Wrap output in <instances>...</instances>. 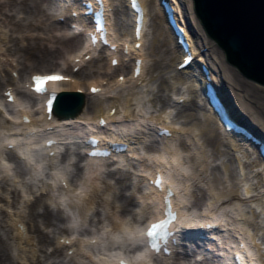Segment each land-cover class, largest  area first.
Here are the masks:
<instances>
[{"label": "bare ground", "instance_id": "6f19581e", "mask_svg": "<svg viewBox=\"0 0 264 264\" xmlns=\"http://www.w3.org/2000/svg\"><path fill=\"white\" fill-rule=\"evenodd\" d=\"M107 1L109 3V7L114 8L115 3L120 5L122 0ZM140 1L143 9L146 10L145 22L146 19H148L147 17H151L153 18V21L157 20L158 25L156 24L154 26L156 28L157 34L156 36H153V39L147 36V34H143L141 41L144 43V45L139 47V49H134V47H131L133 50L130 52V54L139 56L141 55L144 62L142 65V74L137 76V78H135L132 73V65L130 69H128V66L126 68L125 65L121 64H118L117 67H114L110 65V62L109 64L108 62L106 64L107 57L102 56L98 57L97 59L94 58L96 52L90 51V49H88L86 44H84V37L80 34L75 36L71 35L74 34V31L70 30L69 27H65V22L54 24L57 27L62 28L65 32L60 37L57 34L54 35L48 33L50 32L48 31L50 30V27H54V25L51 24L48 26L45 23V19H36V22H29V24L26 25L28 28L27 31H29V33H34L35 31L36 33H47L46 37H41L42 39L46 40V42L44 40L42 42V39L39 38L32 39L34 36L32 33V37L29 38L30 40L35 41V43L25 39L23 37V33L21 34L22 37L19 39V41L23 44L21 47H19V51L23 52L22 55H25L27 60H38V58L54 56L57 59L60 58L64 62H68L69 58L72 59L73 57V59H75L79 57L80 61L76 63L73 60V62H75L73 63V66L70 64V67L68 66L66 69L67 72L65 71L68 73V75H71V81H60L59 83H55L53 86L55 90L66 88L70 90L75 88L82 89L83 93H85V100L82 102V110L79 111L77 115H69V118L61 117L58 120V116L54 114V118L52 120H48L46 112H42L41 110L39 112H34V108H31V106L27 104L28 101L32 99L29 97L31 94H33L31 93L30 89L27 91V93L22 92L24 95L21 97L20 95H17L18 91L14 88V86L10 85L13 84V82L19 81L22 82L23 87H25L26 82L30 81V76L32 74L31 72L38 70L39 73H43L44 71L47 72L52 70V68L48 69L44 66L39 67V69H34L35 67L29 66V71L27 72L26 70H21L18 72L19 76H12L10 74V77L7 79L1 77L0 176L1 174L4 176L6 175L2 180L5 182L9 180L11 183H13V185L16 184L18 188H21L20 191L23 193L21 196L23 200L21 199V201H19L21 202V205H23L24 202L28 204L30 200L29 197H31L30 195L33 193V190L35 191L40 187L36 186V182L28 184L27 181H34L36 178L41 177L47 166L46 164L51 165V169L53 170L52 175L49 176V180H51L50 182L53 185H51L52 191H49L46 194H38V198L34 200L35 202L31 206H34V204L38 203V201H40L39 204L44 206L43 217L45 219L44 224L47 223L46 227L47 225L50 227V224H57L52 222L53 218H56L58 222L61 221L62 223L64 222L66 224L64 230H61L62 228L59 231L56 230L58 238H56L57 243L55 245L56 249L54 252H60L61 255L64 256V259H67L68 253L63 254V250L68 251L69 248H72L73 246L76 247V252L73 254L71 261L73 262V260L76 258L78 262L76 261V263L73 264H84L83 262L86 260L89 264H119L120 259L125 260L126 264H172V259L177 252L176 250H180L181 244L173 243L170 239L169 245L171 248V254L164 255L163 251H161L156 257L155 253L147 247L145 243L146 238H144V235H142L144 227L148 225V222L152 219H156L158 216H161V208L159 207L160 203L157 202V200H160L161 202V191L149 184V178H153L156 175L155 172L157 170H159L164 179L163 187L167 182L173 186L176 191V195H174L172 201L174 208L179 210L180 216L177 219V223L172 224V228L178 229V226H180L178 223H187L188 221H190L191 225L193 224L196 226V224H199L203 218L210 220V222L212 220H220L219 222L221 223L222 221L223 225L227 226L228 229L226 233L216 235L217 240L219 241L220 245H222V253L226 255L229 254V256L226 257V260L223 261V264H235L233 258H231V251H236L239 253L241 261L243 262L244 250L247 252L248 256H250V260L253 264H264V225H261L264 223V162L262 161L261 157L256 154L253 146L240 142V140L235 139L233 136H230L228 132L224 131V127L222 126V123H220L217 113H215L213 109L210 108V106L208 110L204 108L205 113H203V115L205 116H202L203 119L201 117V121L196 120L190 126H185L182 123L180 124L179 122L171 119L172 111H174L175 107H181L180 103H171V97L176 95L178 98L180 97L185 99L188 98V91H195L198 93V76H202V72H199L196 69L194 71H189L188 68H186V70L180 71L176 68V65L179 63L178 60L180 57H182L183 53L182 50L176 45L177 39L175 38V35L172 34V31L166 25V16H164V13L162 12L163 10L160 0ZM54 2L55 4L58 3L61 6L60 8L58 7V13H60V15L69 13L68 8L65 6L63 7V5L66 3V0H54ZM13 3L18 2L17 0H0V11L4 10L5 6L13 5ZM19 3L25 11H28L29 9L33 12L34 8L40 9L37 1L29 4L28 0H19ZM187 3L189 4V11L185 7V14H192L194 18L191 0H187ZM114 13L115 12H112L111 10L110 14L113 15ZM16 25L17 29H20V24L16 23ZM5 26L2 27L1 31L4 32L3 29H5ZM133 27L134 26L132 25L131 29H125L122 34L124 37L120 36L119 39L123 41H129V33H133ZM186 30L188 31V29ZM3 32H1L2 39L0 42L4 40L3 37L8 35L7 32L6 35ZM194 38L195 40L193 43H195L197 49L203 47L202 42H205L206 46L209 47L207 53H205L204 56L201 55L202 60H204L206 56L208 60H213L216 68H221L230 75L232 74L230 65L228 66V64L224 62L221 50H219L217 45H215V43L208 38L201 27L199 28V32H196ZM3 45L4 44L0 45V65L5 67L3 68V72H6L7 75L8 71L12 72V70H16V66L12 65V62H10L13 61L15 54H11L10 52H8V54L5 53L6 50L3 48ZM146 45H148L150 48V54L147 52ZM194 50H196L195 47ZM161 52L163 54L165 53V55H167V57L170 59L169 65L170 67L172 66V69H174L173 74L177 80L172 81V83H169V80L163 81V87L160 90H169L172 95H169L167 99L165 98L166 100L163 102L164 105L160 107L161 109L158 113L159 115L155 116L152 113L150 114L148 110L150 108L149 102L151 101L153 104L156 102V100L152 99L150 96L151 94H149L146 89L148 84H144L143 81H147V76L150 77V81L151 77L153 76V72L156 69V65H154V63L152 64L148 62L149 55H160ZM86 54H91L92 59L86 60ZM101 54L102 52L99 55ZM4 58H6V62L4 61ZM17 63L19 64L20 62L17 61ZM77 65H80V70H78V72H74L73 67ZM89 66L92 67V69L96 68L95 70H100H98V72H94V70L93 72L86 71ZM123 70L127 72L124 73ZM188 73H190L192 76L190 77ZM123 74L125 76L122 82L118 80V78ZM77 76H80L81 78L77 79ZM104 81H106V84ZM247 82L257 86L258 88L262 87L254 84L251 81ZM94 84L97 86H102V92L95 94L90 92V85ZM177 84H180V86L177 87ZM243 84L246 86L245 83ZM8 88H11L13 94L15 95L13 102L6 101L4 94H1L2 90H7ZM229 88L233 107L235 108V111H237V113L241 116H243L244 113H247L248 109L253 112L251 110V103L255 101L253 102V105H255L256 109L260 110V113H255V111L254 115L253 113H247L248 116L245 119L252 124L257 125L259 130L264 133V104L259 103V100H254L256 90H253L249 97L248 95H244L242 90L240 93L233 91L234 87H232L230 84ZM110 93H112V95ZM160 96L158 100H161ZM250 98H253V100ZM196 99L205 105L207 104V101L201 93H198ZM38 105L39 104L37 103L36 106ZM9 106L11 107V110L9 109ZM112 108H115L116 112L111 114L110 112ZM200 110L201 109L199 108V111ZM24 114L31 118L30 121H23L22 116ZM101 115H104L105 119L108 120V128H102L96 124V122H98V117ZM81 121L87 122L88 126L82 127V124L80 123ZM159 124L161 126L164 125L165 127L171 128L173 135L163 137L158 136L159 139H161V146H159V148H146L144 143L151 141L150 139H154V136L157 137L155 131L157 130L156 127ZM50 125H57L56 130L49 132L44 131V129ZM261 125H263V127ZM178 127L186 130V133L183 135H179V133L177 134L175 129ZM87 130L99 138L108 136L114 140L116 139L127 142L131 144L129 152L132 154L137 153L138 156H140L139 160L141 161H136L134 159L131 161L124 153H116L112 155V157L114 156L119 158L120 162H126L127 165L134 166L135 170H139L146 174L142 177L138 175L134 176L136 174L132 175L133 179L137 181L133 195H136L134 197L135 199L137 198L138 204L144 205L142 209L137 207V203L135 208L131 211L128 210V207L124 208L125 206L122 208V210L119 209L121 207L119 204L120 201L116 196L117 192H115L117 187L114 188V185L110 183V181L114 179L109 181H107V179H103V173L100 171L101 168H105L107 166L109 159H112L111 157L106 158L97 156L87 159L89 165L88 169L84 170L85 176L80 178L79 186L77 184L75 185L79 187V192H72V190L70 191L68 188H63L61 182H66L69 184V169L73 167L70 166V163L64 166L58 164L59 157L61 155V144L57 143L53 144L52 146H46L45 139L47 135H52L55 139H66V137L76 138L81 137L82 135L84 137V134ZM184 140L186 142L190 141V145H192V147L186 146ZM131 141H134V143L137 142V144H134ZM8 143L14 144V147L12 149L8 148L6 145ZM210 144L215 150V159H222V164L224 166V170H226V173L227 170H231L233 172L232 175H235L234 179L239 180L240 185H238L239 187L234 185L232 189L228 186L226 189H222L221 191L218 184H220L222 181L218 180L219 178L216 177L214 182H212L210 185L212 194H210V196L207 198L213 206V212H211L209 215L206 213L203 214V212H201V209L206 204L205 201L207 196L204 195L199 197V200L196 201L195 204L192 203L191 197L193 194L190 191V185H188V183L190 181V176L195 174L196 169L194 165H192L193 160L191 157L188 159L186 156H183V154L186 152V149H198L199 156H197L195 159L199 160L200 158H205V161L201 163H204L202 164L204 168L209 169L212 161L211 160L209 162L210 153H208V145ZM231 146L234 147L235 151H233ZM51 151H54L53 155L49 154ZM17 153L23 155L25 164L23 162L18 163L16 159H14L18 157ZM10 156L13 157L14 160ZM229 156L231 157L230 161H225L224 159ZM236 159L238 160L237 165L243 175H239L236 168L232 169L234 161H237ZM14 165H16L15 168ZM20 168H26L27 174H24L25 176H23V173H19L18 170H20ZM182 168H188L190 175L185 176L181 172ZM61 177L63 178L62 181ZM21 178H24V181H21ZM48 185L49 184L47 183L42 184L43 187H47ZM16 186H13V201L14 195L21 193ZM48 187V189L51 188L50 186ZM238 188L241 189L242 193L243 191L244 193H247L246 197H248V195H256L257 198H254L256 199V201H254L255 207L257 209H261L258 211V214L253 208L252 211H250L251 213L246 211L245 207H243L245 198L235 195L239 192ZM57 191L58 193H55ZM6 194H8V192ZM224 195L227 197L228 195L231 196V199H229L230 203L225 204L224 206H218V201ZM23 196L28 197V199H24ZM109 196L112 198L108 199L107 197ZM7 198H0V201H3L6 206L5 208L8 209L9 218L5 211L2 209H0V211H3V213H5V217L9 219L10 226L8 230L11 232V240L14 242V245L12 242L13 247L11 248L9 247V242L7 243V250L5 251V254L9 252L10 255L2 254L4 252L0 253V262L5 261V259L9 257H11L13 260L12 253L10 252L11 250L12 252L18 251L17 258L22 261L21 264H40L41 261L38 262L39 254H37L38 251H40L38 242L46 241L47 234L41 231L39 233L40 237L36 239V236L32 235V231H36L35 225L32 224V221H26L27 216L21 214V212L17 210L14 212V204L10 203V198ZM233 198H238V200L234 201L233 203ZM99 199L100 201H98ZM239 199H241L243 202ZM48 200L52 204L54 203V206L60 210L65 209L67 214L59 211L58 214L53 215L49 204L46 202ZM125 201L131 202L130 199H126ZM99 202L101 205H103L102 208L105 207L108 209L110 214L108 213L109 215L108 217L106 216L107 218L100 216L101 220H99V224L97 225L98 230L96 232L94 231L95 233L82 231L81 229L84 226L83 223L89 219L91 214L95 215L94 210L98 209V206L100 205ZM189 204H191L190 209H188ZM235 204H238L235 207L237 209L235 213L238 217L233 218L226 209L227 207L234 206ZM134 210H136V214L141 217L139 222L135 220L134 216H130L134 213ZM98 211L99 209L96 213H98ZM256 221H259V224H257ZM89 223L90 221L88 224ZM228 226H231V229L228 228ZM125 230H127V236L125 235ZM230 232H233L236 235L238 233V237L241 238L242 242H244L243 249L239 247L234 238L230 237V235L232 236ZM59 233L60 235H58ZM89 234L93 235L89 237ZM179 235L180 234L177 233L174 236L178 238ZM75 236L80 237L75 241ZM128 236L141 241V244L145 243V245L143 244L139 249L133 248L132 252L130 253L128 249H126L129 246L131 247V245L128 243ZM62 237H67L70 239L71 244L67 246L65 244H61L59 240H61ZM91 238H95L96 242L90 243ZM208 244L212 247H217L215 241L208 240ZM1 250L2 249H0V251ZM140 251L145 253V259L143 260L136 259V257L140 254ZM198 254L200 253H196V256ZM88 257L90 258V261L88 260ZM153 257H156V259H153ZM71 261H69L67 264H72ZM174 264L187 263H185L182 259H178L174 261ZM204 264H215V262H213L212 259H208Z\"/></svg>", "mask_w": 264, "mask_h": 264}, {"label": "rangeland", "instance_id": "374dc122", "mask_svg": "<svg viewBox=\"0 0 264 264\" xmlns=\"http://www.w3.org/2000/svg\"><path fill=\"white\" fill-rule=\"evenodd\" d=\"M29 1V4L33 3L34 1H37V4L39 5L40 9L38 8H34L33 9V12L30 11L28 9V11H25L23 9V7H21L20 3H19V0H17L18 3H13V5H8V6H5L4 10L0 11V29L5 26V28L7 29V36L3 37L4 40L1 41L0 43L4 44L3 46L4 47H7L9 49V51L13 54H15L17 56V58L19 57V61H20V64H19V68H18V71L23 70V71H29V66H33L35 68H39V67H46V68H58V67H64L66 66V63H64V61L60 58H56L54 56L52 57H45V58H38V60H27L25 58V55H22L23 52L19 51V47L22 46L23 43H21L19 41V39H21V34L23 33V37L29 41H33V40H30V38L32 37V33L33 32H30L27 31L28 28L26 25L29 24V22L31 23H34L36 22L37 20L36 19H45V23L49 26L51 24H56L55 22H53L52 20V15H53V11L55 10V5L50 4V0H28ZM120 8L123 9V6ZM122 16V32L125 31V29H127V24H128V15L125 13L124 14H121ZM151 18V17H150ZM149 24L147 25L146 28L147 29V33H148V36L150 38L153 39V36H156L157 32H156V28L154 27L156 24L158 25V22L157 20L156 21H153V18H151V20H148L147 21ZM16 23H19L20 24V29H17V25ZM47 31V30H45ZM50 32L48 33H51V34H54V35H58L59 37L62 36V34H64V30L60 27H57L56 25H54V27H50V30H48ZM28 34V35H27ZM34 36L32 37V39H36V38H39V39H42L41 37H46L47 36V33H43V32H40V33H36V31L33 33ZM6 35V34H5ZM30 37V38H29ZM0 38L2 39L1 37V34H0ZM44 39H42L41 41L43 42ZM46 42V40H44ZM30 43V42H29ZM32 43H35V41H33ZM0 44V45H2ZM49 45V44H48ZM147 47V52H149L150 48L148 47V45H146ZM149 48V49H148ZM145 51H146V48H145ZM150 54V52H149ZM60 59V60H59ZM149 63H154V65H156V69L154 70L153 72V76L151 77V80L149 81V76H147V84H148V87L146 88L148 93L151 94L150 96L152 97L153 100H156V102H154L153 104L151 103V101L149 102L150 103V108H149V113L153 114V115H159L158 113L160 112V107H162L163 102L164 100H166L169 96V90H160L162 89L163 85V81H167L169 80V83H172V81H175L177 79H175V75L173 74V71L174 69H172V66L170 67V59L167 57V55H165V53L163 54L162 52L159 54H155L154 56H151L149 55V60H148ZM57 63V64H56ZM50 64V65H49ZM1 67V66H0ZM96 68L92 69V67H88V69L86 71H92L95 70ZM231 75L229 74V78L231 79V82L233 83L234 86H236L238 88V91L242 90L244 91V93L246 95H250L252 93V91L256 90V93H255V96H254V100H259V103L261 104H264V89L261 87V88H258L257 86H254L252 85L251 83L249 84L247 81H245L242 77H239L238 74L236 72H234L232 69H231ZM10 75V73L8 75H4V72H1L0 71V78L1 77H4V78H8ZM234 77V79H233ZM151 83V84H150ZM243 83H248L246 84V86L243 84ZM180 86V84H177V87ZM250 89V90H249ZM161 95V96H160ZM149 96V97H150ZM159 96L161 98V100H158L159 99ZM250 97V96H249ZM166 98V99H165ZM251 100H253V98H250ZM149 100V98H148ZM255 102V101H253ZM253 102L251 103L252 105V108L251 110L253 112V115L255 113H260V110L259 109H256L255 105H253ZM171 103H173V100L171 101ZM156 106H155V105ZM174 104V103H173ZM199 107L196 106V101H195V91L191 92L189 91V95H188V101L187 102H184V104H181V107H175L174 111H172V116L171 118L174 120V121H177L179 122L180 124L182 123L183 125L185 126H190L192 125V123L196 120L198 121H201V117L202 116H205L203 115V113H205V109L204 107L200 108L201 112L199 111L198 109ZM198 109V110H196ZM208 110V109H207ZM259 112H258V111ZM255 111V113H254ZM264 111V110H263ZM202 114V115H200ZM203 119V117H202ZM263 127V125H261ZM156 142V141H154ZM152 142V143H154ZM146 146V145H145ZM77 147V148H75ZM147 147V146H146ZM71 151L73 150V153H71L73 158L75 161H73V164H71L72 167L76 168L79 170V166H82V163L80 162V157L78 156V153H76L75 151L79 150V145L76 144V145H72L71 147ZM208 148H209V151L208 153H210V157L212 158V161L210 164V167L208 170H205L203 168V165H201V161H203L202 158H200L199 160L198 159H195L197 158L196 156H198V150L196 149H192V148H189V149H186L183 154V156H186L188 159L191 157V159L193 160V163L194 164V167H195V174L192 175V177H190V184L192 185V187L190 188L191 189V192H192V203L195 204L196 201L199 200V197H202L206 194V186L208 183H212L214 182V180L216 179V177L218 175H220V170H218V164L215 160V150L214 148L212 147V145H208ZM77 149V150H75ZM230 157V156H229ZM229 158L226 157L225 158V161H229L228 160ZM197 161V162H195ZM222 165V164H221ZM220 165V166H221ZM125 167H127L126 169H116L114 165H108L106 167L107 169V177L109 178H112V179H116V186L117 189L115 192L116 193V196L118 198V200L120 201V210H122V208H127L128 207V210L131 211L134 202V189H135V186L137 184V181L135 179H133V176H132V171L134 170V166H129V165H126L125 164ZM223 168V167H222ZM226 171V170H224ZM222 172V171H221ZM19 173H22V169L19 170ZM75 173V172H74ZM232 171H228L227 170V173L223 176H224V179L222 180V182L220 184H218L219 186V189L222 191V189H226L228 186L229 188L232 189V187L234 185L238 186L240 185V182L239 180L237 179H234L235 178V175L233 176L232 175ZM136 174V173H135ZM193 174V173H192ZM134 175V174H133ZM78 175H73V179H74V182H78V178L77 177ZM134 176H137V175H134ZM108 178H105L103 177V179H107V181L111 180V179H108ZM3 179V178H2ZM38 182L36 186H39L41 187L43 183H45L47 180L46 178L44 179H39L37 180ZM217 184V183H216ZM13 186H16V184L13 185V183H11V181L7 180V182H5L4 180L0 181V196H3V193H6V192H10L13 191ZM132 186V187H131ZM131 187V188H130ZM239 187V186H238ZM15 188V187H14ZM36 188V187H35ZM241 188V187H240ZM239 189V192L238 194H235L236 196H241V189ZM228 197H230L228 195ZM227 196H223L219 201H218V206H224L225 204H229L230 202L228 203H223V201L225 199L228 198ZM17 198V201L19 200L20 197H16ZM126 199H130L131 202H127L125 201ZM238 200L233 198V203L234 201ZM241 200V199H239ZM100 201V199L98 200ZM242 201V200H241ZM254 201H250V200H244V203H243V207H245L246 211L250 212L252 211V207L250 205H253L254 204ZM40 201H38V203H35L34 206H29L27 207V209H25L26 211V215L28 216L29 219H31L32 221V224L35 225L36 227V231H33L32 232V235H35L36 236V239H38L40 237V232L42 231L43 233L47 234V239L46 241H43L41 242H38L39 244V250L37 254H39V261L40 264H67L69 263V261H71L72 259H64V256L61 255L60 252H54L53 249V236L54 234H56V230H64L65 229V226L66 224L63 222H58L56 220V218L52 220L53 223H57L56 225H53V224H50V227H48L49 225H47L46 227V224H44L45 222V219L43 217V212H44V206L42 204H39ZM243 202V201H242ZM50 206V209L53 213V215L55 214H58L59 211L64 213V214H67L64 210H60L59 208H57L56 206H54L55 204L51 203L49 200L47 202ZM51 203V204H50ZM241 203V202H240ZM99 206H98V213H94L95 215H93L92 219L90 218V225L88 224L89 221H86L84 222V228L82 227V231H87L89 232L90 230H93L95 231V229H97V225L99 224V220H101L100 216H102L103 218H107L108 215L110 214L108 212V209H106L105 207L102 208L103 205H101V203L99 202ZM103 204V203H102ZM130 204V205H129ZM236 205L238 204H235L234 206H229L227 207V209H232V211H230L229 214H231V216H234V212L236 211L235 207ZM18 207V206H17ZM64 211V212H63ZM1 214H0V249H2L0 251V253L2 254H5L6 250H7V243L9 242V247H13L12 246V240H11V232H9L8 228H9V219L5 217V213H3V211H0ZM109 213V214H108ZM251 213V212H250ZM233 214V215H232ZM107 216V217H106ZM132 217V215H130ZM256 218V217H255ZM3 219V220H2ZM7 229V230H6ZM49 233V234H48ZM13 245H14V242H13ZM10 252L12 253V257H13V260L11 257L9 258H6L4 257L5 261H1L0 264H21L22 261H20L19 258H17V253L18 251H14L12 252L10 250ZM5 255H10L9 252H7V254ZM4 255V256H5ZM52 255V256H50ZM180 257V254H177L176 257H174L172 259V264H174V261L178 260ZM78 262V261H77ZM71 263H76V258L73 260V262L71 261ZM85 264H88L87 262H84Z\"/></svg>", "mask_w": 264, "mask_h": 264}, {"label": "water", "instance_id": "95a60500", "mask_svg": "<svg viewBox=\"0 0 264 264\" xmlns=\"http://www.w3.org/2000/svg\"><path fill=\"white\" fill-rule=\"evenodd\" d=\"M195 13L228 63L264 85V0H193Z\"/></svg>", "mask_w": 264, "mask_h": 264}, {"label": "snow or ice", "instance_id": "6c2138e0", "mask_svg": "<svg viewBox=\"0 0 264 264\" xmlns=\"http://www.w3.org/2000/svg\"><path fill=\"white\" fill-rule=\"evenodd\" d=\"M137 47H139V45H137ZM113 63H116V61H113ZM181 67H183V65H181ZM33 79H34L35 82H38L39 83V82H42V81H50V80H52V81H62V80H65L67 78L64 77V76H61V75H52V76H37V77H34ZM120 79L123 80V77H121ZM34 91L37 92V93H45L46 92V89L43 88V87L38 86V87H36L34 89ZM91 91L93 93H96L98 91V89H96L95 87H93L91 89ZM56 100H57L56 94L55 93H52L51 96H50V98L47 101V106H48V108L50 110H53L54 102ZM92 155H95V154L93 153ZM105 155H107V153H105ZM69 162L71 163V161H69ZM124 167L125 166L123 164H117V166H116L117 169H123ZM100 171H101V173H105V174L107 172V170L104 169V168H101ZM181 172L185 176L190 175L188 168H182L181 169ZM98 174H100V173H98ZM62 179L63 178L61 177V181H62ZM110 183L114 185V188L118 187V186H116V181L115 180L110 181ZM245 194H247V193H245ZM107 198L108 199H111L112 197L109 196ZM137 207L139 209H142L144 207V205L143 204H138ZM133 216L135 217V220L137 222H139L141 220V217L138 216V215H136L135 213H133ZM157 227H158L157 225H153L152 228L146 233V235L148 237H150V238H154L156 236V229H157ZM125 235L126 236L128 235L127 230H125ZM172 235H175V234H172ZM128 243L131 245V247L137 248V249H139L142 246L141 245V241H139L137 239H134L131 236H128ZM151 248L154 250V252L159 253V251H160V249L158 248V246H157V244L155 242V239H153L152 242H151ZM136 259H140V260L145 259V253L143 251H140V254L136 257ZM153 259H156V257H153ZM121 264H124V262L122 261Z\"/></svg>", "mask_w": 264, "mask_h": 264}]
</instances>
